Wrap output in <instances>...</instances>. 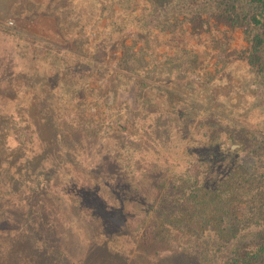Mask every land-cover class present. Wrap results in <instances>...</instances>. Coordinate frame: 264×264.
Instances as JSON below:
<instances>
[{
	"label": "rangeland",
	"instance_id": "obj_1",
	"mask_svg": "<svg viewBox=\"0 0 264 264\" xmlns=\"http://www.w3.org/2000/svg\"><path fill=\"white\" fill-rule=\"evenodd\" d=\"M170 2L0 0V122H6L0 128V255L7 256L21 243L19 233L25 237L30 232V203L38 196L44 205L49 200L48 226L57 224V235L49 232L56 237L54 245L74 261L87 256V264H109L107 257H97L104 238L117 247L115 264L147 263L138 252L136 235H128L127 222L103 209L87 213L90 190L74 184V173L93 181L94 188L116 170L131 177L130 162L138 180L141 169L152 163L161 166L156 179L163 175L166 182L179 185L152 193L135 191L136 184L128 193L134 205L143 199L138 208L160 207L162 227L184 226L180 235L194 230V236L184 233L180 240L189 238L188 243L203 253L186 264H225L239 245L264 230V178L253 174L255 150L264 135V88L247 60H221L224 50L246 46L243 35L223 26L202 35L191 34L186 24L173 32L162 28L176 21ZM16 29L46 36L64 52L42 47L32 57L25 40L14 34ZM111 30L117 42L102 53L101 39ZM98 47L100 55L82 68L83 57L97 55ZM76 51L80 59L72 55ZM141 59L145 70L126 68L129 60ZM144 95L166 120L169 113L181 114L183 121L186 117L185 128L171 133L164 129L169 128L164 121L156 127L166 133L164 139H152L155 130L137 122ZM61 102L69 107H60ZM90 111L94 125L84 127L89 130L84 139L85 130L73 131L69 117L79 112L85 118ZM110 111L111 120L129 122V128L106 123L103 117ZM12 119L15 126L10 125ZM83 124L79 120L78 125ZM64 134L74 139L72 145L60 142ZM228 144L233 150L223 155L222 147ZM195 160L204 166L193 184L195 176L188 180V169ZM167 164L171 169L162 173ZM87 171L93 173L85 178ZM222 182L229 183L231 193H221ZM192 186L213 193L194 197L197 193H189ZM121 200L126 199L121 197L117 204ZM81 202L85 210H80ZM97 224L102 233H93L92 225ZM225 226L234 230L232 236L218 235ZM90 240L98 245L90 249Z\"/></svg>",
	"mask_w": 264,
	"mask_h": 264
},
{
	"label": "trees",
	"instance_id": "obj_2",
	"mask_svg": "<svg viewBox=\"0 0 264 264\" xmlns=\"http://www.w3.org/2000/svg\"><path fill=\"white\" fill-rule=\"evenodd\" d=\"M170 7L174 8L173 14L175 15V22H167L166 24L162 25V28L170 29L172 32L177 30L179 26H183L186 24L188 26V31L191 34L195 35H202L212 30V28L223 26L228 30H235L240 31L243 35V39L246 43V46L243 48H234L231 50H224L221 55V60L231 61L232 59H245L249 63L250 66L255 68L258 74V82L264 88V0H171ZM170 8V9H172ZM169 9V10H170ZM180 16L182 18H180ZM78 33L81 35L80 29L74 32L75 36L74 39H78ZM15 35H19L22 39H24L25 45L32 52L29 53L32 57H36L42 47L47 49L49 47L56 48L59 52L62 51L63 48L58 47L56 44L51 43L50 38L35 34L34 32H28L23 29H16L14 31ZM80 37V36H79ZM118 37L115 36L114 30L111 32H107V34L102 37V53L106 52V50L110 46H114V43L117 42L116 40ZM115 40V41H114ZM69 45L70 43L67 42ZM18 50L20 46L16 44ZM58 48H57V47ZM17 47L14 46V54L17 52ZM100 47L95 49L94 53H98L97 55H92L90 57H83L85 61L82 64V68H85L86 65L93 63L95 58L100 55ZM21 52V49L18 51ZM57 56L59 54H56ZM55 55V57H56ZM72 55L75 58L80 59L82 55H80L79 51L72 52ZM146 64L142 59L137 61L129 60L126 68L130 70H135L138 68L144 69V66L141 64ZM145 84V83H144ZM9 88L8 86L6 87ZM152 100L148 97L143 96V106L142 112L138 117L139 124L148 125L150 129L155 130L152 132V139L161 140V138L165 137L164 132H160L156 129L161 128L163 122L167 123L169 128L165 126V130H172L173 133L174 129H179L186 126V117L184 121L182 119L181 114H171L168 115V120L165 119V115L160 110H155ZM60 107H69V104L61 102L59 103ZM91 112V111H90ZM87 113L88 117L85 115V118L82 117L79 112H72V116L69 117L70 126L73 131H77L81 129L85 136L84 139H88V131L86 128L88 126L94 125V114ZM105 115V112H103ZM104 120L106 123L111 122V127L116 126L120 130H127L129 128V122H125L124 125L120 123V121H114L112 116L113 114L110 112L106 113ZM142 114V115H141ZM153 116L149 118V116ZM192 119V118H190ZM83 121L82 125H78V122ZM129 121V120H128ZM10 125L15 126V119L10 120ZM6 126V122H0V128ZM148 128V129H149ZM97 130H94L96 132ZM68 132V131H67ZM168 137L170 133L167 135ZM60 138V142L66 146L70 142H73L74 139H67L66 134L62 135ZM82 138V137H81ZM79 140V139H78ZM75 139V143L78 142ZM170 140V139H168ZM165 143V142H164ZM258 147L256 148V162L253 165V174L260 175L264 178V135H261L258 140ZM1 145V143H0ZM72 145V144H71ZM128 145H124L127 147ZM233 149H224L222 147L223 155L230 153ZM117 155L116 157H118ZM225 157V156H223ZM119 159V158H117ZM130 162V160H129ZM129 167L132 170V173H135L134 163L130 162ZM191 164V163H190ZM190 168L188 169V180H193L194 176L195 179L193 184L198 183L197 173L200 168L204 166L203 161L195 160L193 165H189ZM171 165L167 164L162 166V173H166L169 169H171ZM161 166L153 165L149 163L146 167L142 168L140 171V179L138 180L135 176L132 175L131 177H125L124 172L121 173L116 170L115 173L110 175V178L103 176L102 185L100 188L93 187V181H85V179H81L82 175L80 173H74V184L78 188L89 189V200L87 204L89 205V209L87 208V213L93 210H101L103 209L106 213L110 214L113 213L118 220L126 221L129 225L130 237L132 238L133 235L135 236L134 240L137 241L138 252H141L143 255V259L149 264H186L193 258L198 260L201 256V253H198L199 246H194L191 242L188 243L189 238H185L184 240H180V237H184L186 234L190 233L194 236V230L188 232H184L183 234H179L183 232L184 226L179 227L178 225L172 226L170 225L167 229L160 225V216L162 213L160 211V207L147 208L142 207L138 208L140 202L143 206V199L140 201L137 200L136 205L131 200V195L128 193L130 190H134V186L137 184L135 191H143L151 190L152 193H164V188H171L172 190L179 188V185L171 184L170 182H166V178L162 176H158L159 178L156 179L158 173H161ZM78 169V168H77ZM115 170V169H113ZM93 172L87 171V175L84 177H90ZM96 176H94L95 178ZM102 178V177H101ZM96 179V178H95ZM139 183V184H138ZM241 182H237L236 190H239ZM196 186V185H195ZM195 186L191 189L189 193H197L193 194L192 196L197 197L198 193H213L209 191H205L202 189H195ZM186 187V186H185ZM187 189V188H184ZM221 190V193H231L230 185L228 182H222L221 186L218 187ZM218 191V190H217ZM123 192V193H121ZM219 193V192H218ZM141 196L142 193H140ZM123 195V196H122ZM60 196V195H56ZM120 196V197H119ZM50 197V196H49ZM48 197V198H49ZM121 197H125L126 200L120 201L117 204L118 199ZM152 197V195L150 196ZM47 198V199H48ZM66 198V197H65ZM131 199V200H130ZM49 201V200H48ZM47 204L44 205L43 202L40 201L38 196H35L32 203H30L32 214H31V221H30V232H26L25 237L22 236L20 233L17 236V239L21 241V243H17L13 251L8 252L7 256L0 255V264H87L88 257L86 259L78 258L76 261L71 257H68L66 251L61 250L59 245L55 244V239H53V234H49L51 230H54L55 236L57 235V224L53 227H49L47 221L49 219L52 220L50 217L51 214H47L45 210H49L51 206ZM152 198L148 200V203L153 205ZM202 202V201H201ZM133 203V205H132ZM55 204V203H54ZM84 204L81 202L80 210H85L82 208ZM114 205L116 209H113L111 206ZM37 208L35 209V207ZM46 207H49L46 208ZM114 218L112 222L116 220ZM80 219V218H78ZM81 220V219H80ZM171 218H167V221H171ZM119 224L122 225V221H119ZM94 227L93 233H102L100 229V225H92ZM51 228V229H50ZM101 231V232H100ZM104 232V231H103ZM112 232H115V229H112ZM218 235L222 237L225 236H232L234 230L231 229L229 226H225L222 229L217 230ZM52 236V237H51ZM192 237V236H191ZM58 240V239H57ZM90 240L89 242H91ZM14 243V242H13ZM57 243V241H56ZM15 245V243H14ZM93 245H98L92 241L89 248ZM100 252L98 253L97 257L103 258L109 264H115V257L117 255L116 248L114 249V243L111 241H106L103 238V243H100ZM91 249V248H90ZM103 252V254H101ZM108 256H107V254ZM95 258L98 261V258ZM186 261H185V260ZM106 262V261H105ZM264 262V230L260 231L258 237L253 239L250 242L243 243L239 245L237 249L233 251V255L225 262V264H262ZM143 262L139 263L142 264ZM144 263V264H147ZM191 263V262H189ZM126 264H131L130 262ZM198 264V263H197ZM201 264H209L208 262L203 261Z\"/></svg>",
	"mask_w": 264,
	"mask_h": 264
},
{
	"label": "water",
	"instance_id": "obj_3",
	"mask_svg": "<svg viewBox=\"0 0 264 264\" xmlns=\"http://www.w3.org/2000/svg\"><path fill=\"white\" fill-rule=\"evenodd\" d=\"M233 147H234V145H232V144L229 145V144H228L225 148H226V149H233Z\"/></svg>",
	"mask_w": 264,
	"mask_h": 264
},
{
	"label": "built area",
	"instance_id": "obj_4",
	"mask_svg": "<svg viewBox=\"0 0 264 264\" xmlns=\"http://www.w3.org/2000/svg\"><path fill=\"white\" fill-rule=\"evenodd\" d=\"M10 23H12V21H10Z\"/></svg>",
	"mask_w": 264,
	"mask_h": 264
}]
</instances>
